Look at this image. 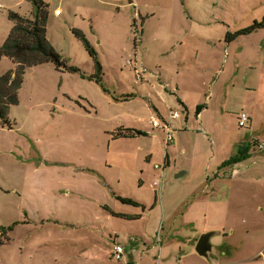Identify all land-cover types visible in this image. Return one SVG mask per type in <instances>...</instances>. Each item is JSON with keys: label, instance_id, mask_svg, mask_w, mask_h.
I'll list each match as a JSON object with an SVG mask.
<instances>
[{"label": "rangeland", "instance_id": "obj_1", "mask_svg": "<svg viewBox=\"0 0 264 264\" xmlns=\"http://www.w3.org/2000/svg\"><path fill=\"white\" fill-rule=\"evenodd\" d=\"M43 1L48 42L68 68L27 69L9 110L11 127L0 125V264H126L129 253L111 257L116 243L137 264H158L147 242L167 246L176 233L202 235V213L185 211L205 174L245 141L255 154L240 173L252 172L254 162L264 169V28L227 39L264 19V0ZM33 9L28 0H0V44L15 25L10 12ZM86 41L103 67L101 81ZM14 70L13 60L1 59L0 76ZM168 82L162 98L156 86ZM242 111L253 116V128L240 127ZM171 112L181 119L179 126L171 121L167 147L150 120L170 122ZM124 126L141 134L119 136ZM164 162L162 176L156 166ZM248 185L237 193L242 207L230 214L215 208L213 225L237 228L213 245L254 239V248H264L263 190ZM183 221L197 228L177 231Z\"/></svg>", "mask_w": 264, "mask_h": 264}, {"label": "crops", "instance_id": "obj_2", "mask_svg": "<svg viewBox=\"0 0 264 264\" xmlns=\"http://www.w3.org/2000/svg\"><path fill=\"white\" fill-rule=\"evenodd\" d=\"M139 17H141V14ZM172 84L173 83L168 82L161 88H158L155 84L158 95L164 98L162 91L163 88L165 90H171ZM181 88V84L178 83V91H181ZM179 102L183 109L186 110L188 115L187 121H189L190 109L187 101L180 98ZM242 112L247 113L246 111ZM248 115L250 116L249 128H253V116L250 114ZM180 119L181 116L178 120H174L173 123L175 122L176 125L179 126ZM124 128L131 129L132 127L124 126ZM261 133L264 135V131ZM257 140L261 142L259 139ZM250 144L251 143L245 141L244 144L239 146L236 156L232 155L218 164V167L216 168L217 172L211 174L208 172L207 175L205 174L204 177H202L203 180L198 188L200 191L197 193V202L196 204H189L185 211L187 214L188 212H192L195 210V208H197V212L202 213L201 219L204 223V226L201 227L202 229L200 228V234L203 235L204 233L212 232L211 230H215L213 232L217 231V235H220L222 232H226L228 228H234L232 232L233 234L236 233L235 228L237 227H234V225L229 227V222H224L223 225L219 222H216L213 225V223L210 221V218H216L217 214H215V208L222 207L227 214H230L231 212L235 211L238 206L242 207L244 203L240 198H238L237 193L239 191H244L247 186H249L248 184L255 185L258 189H262V193L264 194V169L260 168L261 170H258V163H253L251 167H253L254 170L252 172L248 174L240 173V166L249 160L253 156V153L255 154L253 147L250 146ZM257 149L259 148L257 147ZM259 151L263 152L264 150ZM167 164H170V160H168ZM184 175H187V173H184ZM262 204L263 202H259V206H262ZM182 217L183 219L186 218L185 215ZM209 221L211 225L208 226ZM184 226L188 229L192 228L195 230L197 228V223L192 221H183L182 227L178 228L177 231H184ZM202 235L199 236L201 237ZM194 236L195 235L188 237L183 233H176L171 236V240L169 241L170 243H168L167 246L163 244L151 246V244H147L148 242L145 244V246L150 245L147 247V252H151L155 258L157 257L155 261L158 262V264H252L256 263L259 259L264 258V248H254V239L250 240V242H248L246 239H223L218 241L215 246L213 245V238L215 236L211 240L212 251L209 253V256L207 258L201 257L195 250L200 237L197 238ZM252 250L254 251L249 254V252ZM127 253H129V258L126 259V264H137L133 254L130 251L127 252V250H125L123 259L126 258ZM111 257L114 258L113 250H111Z\"/></svg>", "mask_w": 264, "mask_h": 264}, {"label": "trees", "instance_id": "obj_3", "mask_svg": "<svg viewBox=\"0 0 264 264\" xmlns=\"http://www.w3.org/2000/svg\"><path fill=\"white\" fill-rule=\"evenodd\" d=\"M33 3L34 9L28 16H23L16 12H10V19L15 23L10 36L5 43L0 44V61L7 57L16 64V70L0 76V125L11 127L8 118L11 106L19 103V91L24 83V75L27 69L53 63L58 70L68 68L60 53L48 42L47 22L49 17V5L43 0H28ZM264 28V19L261 22L256 21L252 26L239 31L237 34H229L228 41H234L241 35H250L258 29ZM78 35L81 32L74 31ZM86 48L96 61L98 74L93 76L98 81L102 80L103 67L97 62L96 54L89 42L86 41ZM73 71H79L71 68ZM141 132L127 129L126 132H120L119 136L135 137ZM121 203L126 205L139 206L135 201L128 198L119 197ZM120 218L128 219V215L115 214Z\"/></svg>", "mask_w": 264, "mask_h": 264}, {"label": "built area", "instance_id": "obj_4", "mask_svg": "<svg viewBox=\"0 0 264 264\" xmlns=\"http://www.w3.org/2000/svg\"><path fill=\"white\" fill-rule=\"evenodd\" d=\"M59 14V12L57 13ZM180 117V114L178 112H171V116H170V122H166L164 124L161 123L160 120H158L156 117H152V119L150 120L152 126L154 128H158V129H162L166 135V146H170V144L174 143V136L172 134V125H171V121L173 120H177ZM249 122H250V116L245 113L242 112L239 114V124L241 128H249ZM165 165L161 166H156V169H162V176H163V172H164V168L166 167V162H164ZM161 183L159 182H155L154 187H159ZM124 254H125V249L124 247L119 244L116 243L113 249V257L115 260L117 261H121L124 258Z\"/></svg>", "mask_w": 264, "mask_h": 264}, {"label": "water", "instance_id": "obj_5", "mask_svg": "<svg viewBox=\"0 0 264 264\" xmlns=\"http://www.w3.org/2000/svg\"><path fill=\"white\" fill-rule=\"evenodd\" d=\"M184 174L179 175L178 177L182 176ZM217 235V232H207L204 233L198 240L197 246H196V252L201 257L207 258L209 256V253L212 251V238Z\"/></svg>", "mask_w": 264, "mask_h": 264}]
</instances>
